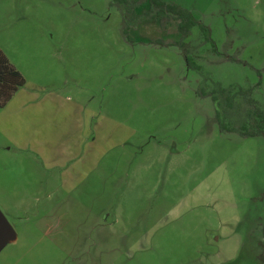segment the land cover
<instances>
[{
    "label": "rangeland",
    "instance_id": "obj_1",
    "mask_svg": "<svg viewBox=\"0 0 264 264\" xmlns=\"http://www.w3.org/2000/svg\"><path fill=\"white\" fill-rule=\"evenodd\" d=\"M165 1L187 36L147 4L126 23L116 0H0L24 78L0 107V264H262L264 137L220 130L213 93L264 105V0Z\"/></svg>",
    "mask_w": 264,
    "mask_h": 264
},
{
    "label": "trees",
    "instance_id": "obj_2",
    "mask_svg": "<svg viewBox=\"0 0 264 264\" xmlns=\"http://www.w3.org/2000/svg\"><path fill=\"white\" fill-rule=\"evenodd\" d=\"M122 7L125 22L128 23L137 19L140 15L137 10L147 4L148 9L142 12L143 16L154 18L163 29L171 23L176 24V31L185 37L189 34L192 26L197 24L192 14L175 2L165 0H116ZM127 27H125L126 31ZM203 32H209L207 26L200 24ZM180 44H183L181 42ZM185 61L188 66L192 65V59L184 53ZM24 85V78L7 60L0 50V107L4 106L13 94ZM257 85L248 87H237L232 92L230 89L220 87L213 93L215 103V118L219 128L226 132H236L241 136H263L264 137V105H261L255 98L254 93ZM219 96L222 98L219 99ZM235 97H240L247 106L246 120L240 125H230L225 120L224 105L232 107ZM262 246V252L258 254L257 259L264 264V241H259Z\"/></svg>",
    "mask_w": 264,
    "mask_h": 264
},
{
    "label": "water",
    "instance_id": "obj_3",
    "mask_svg": "<svg viewBox=\"0 0 264 264\" xmlns=\"http://www.w3.org/2000/svg\"><path fill=\"white\" fill-rule=\"evenodd\" d=\"M12 227L7 221L4 214L0 211V241L3 237H10L12 235Z\"/></svg>",
    "mask_w": 264,
    "mask_h": 264
}]
</instances>
